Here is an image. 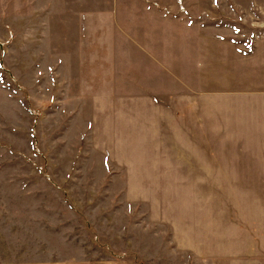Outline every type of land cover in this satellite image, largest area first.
Listing matches in <instances>:
<instances>
[{
    "label": "rangeland",
    "instance_id": "rangeland-1",
    "mask_svg": "<svg viewBox=\"0 0 264 264\" xmlns=\"http://www.w3.org/2000/svg\"><path fill=\"white\" fill-rule=\"evenodd\" d=\"M18 2L0 0V264H264V0H178L155 30L106 0L86 42L62 23L80 10L32 27Z\"/></svg>",
    "mask_w": 264,
    "mask_h": 264
},
{
    "label": "crops",
    "instance_id": "crops-1",
    "mask_svg": "<svg viewBox=\"0 0 264 264\" xmlns=\"http://www.w3.org/2000/svg\"><path fill=\"white\" fill-rule=\"evenodd\" d=\"M71 1L72 4H68ZM178 1V0H177ZM176 0H113L114 11L117 13V24L118 26H128L131 28H160L168 26L171 21V11L174 10L176 5ZM180 3L187 5L190 2L196 0H179ZM76 3L77 5H75ZM175 4V5H172ZM20 11L19 13V22L24 25H31L32 27L42 25V23L37 22L38 18L41 16V12L45 10H50L52 12L61 10V11H73L80 10V12L76 15L77 22L68 21L67 17H62V23L67 27H78L81 28L82 39L86 42L84 28L86 25L91 24L88 23L86 12H98V19H101V12H105L107 10L106 0H19L18 6L16 7ZM182 11V13H184ZM118 16L121 21L123 19L129 20V23L118 22ZM88 17H91L88 14ZM100 25V24H99ZM98 25V26H99ZM148 33L154 34L153 31H149ZM142 32V30L140 31ZM156 32V31H155ZM79 34V32H78ZM31 36V35H30ZM33 39V38H31ZM34 41V40H32ZM30 41V42H32ZM140 41V39H138ZM86 54V55H85ZM71 55V53H67L66 56H63L65 61V66L62 61L56 60L57 69H61V73L65 74H75L74 67L77 66L75 63V59L85 60L88 54L85 52L82 53L83 56H76V58ZM56 68H53L55 70Z\"/></svg>",
    "mask_w": 264,
    "mask_h": 264
}]
</instances>
